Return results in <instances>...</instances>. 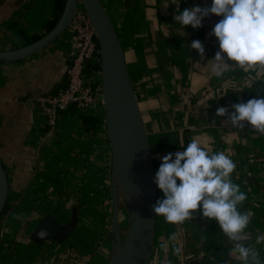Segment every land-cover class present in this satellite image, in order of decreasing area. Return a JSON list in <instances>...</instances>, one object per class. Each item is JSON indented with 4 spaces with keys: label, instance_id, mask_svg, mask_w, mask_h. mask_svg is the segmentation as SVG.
I'll use <instances>...</instances> for the list:
<instances>
[{
    "label": "crops",
    "instance_id": "0c3cea01",
    "mask_svg": "<svg viewBox=\"0 0 264 264\" xmlns=\"http://www.w3.org/2000/svg\"><path fill=\"white\" fill-rule=\"evenodd\" d=\"M121 40L127 69L145 121L155 172L161 157L182 151L196 138L212 151L230 152L237 168L233 181L247 193L241 211L252 213L245 232L255 242L264 234V135L249 124L233 127L217 117L219 107L246 102L264 87V66L247 71L234 62L217 76L212 70L219 50L209 33L222 18L210 14L203 26L178 24L174 16L212 0H102ZM55 0H0V51L26 45L44 34L54 18ZM70 29L38 53L18 61H0V158L9 177L6 213L0 221V264H105L112 254V148L102 102L60 115L50 128L37 99L55 94L66 82ZM205 45V57L191 49ZM66 79V80H65ZM59 89V90H58ZM91 119L96 127L89 129ZM252 158V161L249 159ZM179 183V181H178ZM163 198L157 186V199ZM74 230L62 242L36 243L31 232L46 214ZM121 222L127 230L122 206ZM177 234V240L170 239ZM168 243L165 253L160 245ZM181 248L179 255L175 247ZM233 242L215 219L200 210L182 224L156 218L150 264H240L230 254ZM264 258V244L256 246Z\"/></svg>",
    "mask_w": 264,
    "mask_h": 264
},
{
    "label": "clouds",
    "instance_id": "9594fccd",
    "mask_svg": "<svg viewBox=\"0 0 264 264\" xmlns=\"http://www.w3.org/2000/svg\"><path fill=\"white\" fill-rule=\"evenodd\" d=\"M172 3L177 4L176 0ZM177 10L175 21L193 28L202 27L204 18L210 14L222 17L209 33L219 43V50L210 58L215 75L222 76L229 71L232 62L245 71L256 65L264 66V0H212L210 6ZM190 47L197 50L201 58H206L201 40L192 41ZM230 107L234 111L219 107L216 116H227L231 125L240 129L247 123L264 135V95L257 93V97L233 103ZM181 148L182 151L161 157L154 183L162 191L163 198L157 199L152 211L168 224H182L200 210L204 218L215 219L221 232L233 242L230 254L240 264H264L256 247L264 244V234H257L254 244L246 243L250 237L245 230L250 225L252 213L241 211L248 196L233 181L237 164L231 153L212 151L208 144L196 138ZM170 239L176 241L177 234H171ZM160 247L168 252L167 242L162 241ZM173 252L179 255L181 248L177 246Z\"/></svg>",
    "mask_w": 264,
    "mask_h": 264
},
{
    "label": "water",
    "instance_id": "95a60500",
    "mask_svg": "<svg viewBox=\"0 0 264 264\" xmlns=\"http://www.w3.org/2000/svg\"><path fill=\"white\" fill-rule=\"evenodd\" d=\"M79 5L86 10L101 48L102 101L112 148L113 243L111 257L105 264H150L157 218L152 211L157 201L155 166L124 49L102 0H66L61 17L50 31L20 48L0 51V61L23 60L46 48L69 28ZM9 188L8 173L0 158V219L7 204ZM122 206L127 215L126 235L121 222ZM76 223L75 213L67 224H61L52 214H46L37 222L31 237L41 245L49 239L62 242L74 230Z\"/></svg>",
    "mask_w": 264,
    "mask_h": 264
},
{
    "label": "built area",
    "instance_id": "2783aa9c",
    "mask_svg": "<svg viewBox=\"0 0 264 264\" xmlns=\"http://www.w3.org/2000/svg\"><path fill=\"white\" fill-rule=\"evenodd\" d=\"M67 86L57 94L37 99L50 128L56 126L61 111L71 105L78 110L102 102L101 48L96 31L83 6L79 5L69 26ZM252 161V158L249 159Z\"/></svg>",
    "mask_w": 264,
    "mask_h": 264
},
{
    "label": "trees",
    "instance_id": "16d2710c",
    "mask_svg": "<svg viewBox=\"0 0 264 264\" xmlns=\"http://www.w3.org/2000/svg\"><path fill=\"white\" fill-rule=\"evenodd\" d=\"M65 4H66V0H55L54 18L46 24L44 34H46L48 31H50L56 25V23L58 22L59 18L62 15V12L65 8ZM44 34H36V35L31 36V37H28L26 43L28 44V43L34 42L37 39L41 38ZM69 64H70V59H69ZM66 86H67V80H66V82H64L63 86L60 89L64 90L66 88ZM61 90H59V91H61ZM57 93H55V94H57ZM257 93H259L260 95H264V87L258 86L256 89H254L252 92H250V94L247 97L246 102L251 98L257 97ZM75 110H76V105H71L66 110H63L60 113L63 114L66 112H74ZM96 124H97V120L91 119V125L89 126V129H94L96 127ZM187 144H188L187 141H185L184 147H186ZM4 167H5V165H4ZM4 213H6V207H5L2 215H4ZM0 221H1V219H0Z\"/></svg>",
    "mask_w": 264,
    "mask_h": 264
},
{
    "label": "rangeland",
    "instance_id": "374dc122",
    "mask_svg": "<svg viewBox=\"0 0 264 264\" xmlns=\"http://www.w3.org/2000/svg\"><path fill=\"white\" fill-rule=\"evenodd\" d=\"M68 48H69V47H68ZM32 231H33V230H32ZM31 233H32V232H31ZM123 233L126 235V233H127V230H126V231L124 230V231H123ZM49 240H50V239H49ZM43 245H44V244H43Z\"/></svg>",
    "mask_w": 264,
    "mask_h": 264
}]
</instances>
